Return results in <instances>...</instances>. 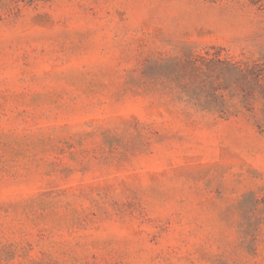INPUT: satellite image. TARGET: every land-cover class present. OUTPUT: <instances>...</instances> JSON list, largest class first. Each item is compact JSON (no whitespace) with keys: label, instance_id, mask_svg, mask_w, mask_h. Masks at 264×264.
Instances as JSON below:
<instances>
[{"label":"rangeland","instance_id":"1","mask_svg":"<svg viewBox=\"0 0 264 264\" xmlns=\"http://www.w3.org/2000/svg\"><path fill=\"white\" fill-rule=\"evenodd\" d=\"M0 264H264V0H0Z\"/></svg>","mask_w":264,"mask_h":264}]
</instances>
